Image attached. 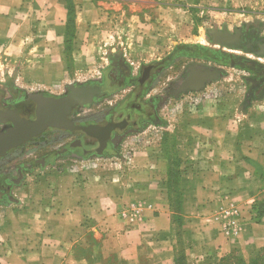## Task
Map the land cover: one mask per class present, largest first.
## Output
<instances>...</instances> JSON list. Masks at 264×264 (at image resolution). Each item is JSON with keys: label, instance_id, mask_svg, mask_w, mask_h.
Listing matches in <instances>:
<instances>
[{"label": "crops", "instance_id": "obj_1", "mask_svg": "<svg viewBox=\"0 0 264 264\" xmlns=\"http://www.w3.org/2000/svg\"><path fill=\"white\" fill-rule=\"evenodd\" d=\"M196 11L253 14L264 0H0V50L12 66L51 63L68 55L72 35L83 40L127 15L145 29L143 41L171 43L170 15ZM154 27L161 32L149 33ZM229 100L214 114L200 106L184 115L160 149L147 146L146 161L135 152L95 166L113 172L71 183L64 206L41 213L40 225L9 226L0 216V264H176V228L189 264L264 248V112L240 113V99Z\"/></svg>", "mask_w": 264, "mask_h": 264}, {"label": "rangeland", "instance_id": "obj_2", "mask_svg": "<svg viewBox=\"0 0 264 264\" xmlns=\"http://www.w3.org/2000/svg\"><path fill=\"white\" fill-rule=\"evenodd\" d=\"M169 19L176 21L175 25L165 27V32L173 38L171 43L143 41L141 37L145 29L127 15L116 17L106 28L99 29L83 40L77 41V36L72 35L68 41V55L53 58L51 63V59H46V63L32 59L27 61L25 67L21 64L12 66V59L0 50V84L12 81L30 91L52 96L63 95L70 87L99 84L103 77L113 82L111 75H114L118 81L115 80L117 85L110 88L112 95L109 100L118 101L132 88L130 86L143 66L155 64L159 71V77L146 91L147 97L155 95L160 101L157 119L143 121L138 127L118 135L114 140L115 149L104 157L93 154L82 159L66 155L46 170L37 169L34 175L29 176V184L12 188L13 197L21 199L23 206L18 207L13 203L8 207L0 206V216L9 226L40 225L41 213L54 209L56 203L64 206L62 201L71 183H77L87 174L95 178L113 172L108 166L106 170L104 166L100 170L94 168L101 163H115L116 156L128 160L135 152L140 162L146 161L147 146L160 149L164 134H171L184 115L197 114L200 106L206 114H214L219 100L227 98L231 103V99L238 98L244 106L240 113L250 106H259L257 110L264 112L260 106L264 100V12L227 15L219 11H196L179 16L170 15ZM157 28L160 27L148 32L160 33ZM225 33L241 36L245 41L252 36L254 41L260 40L262 45L258 46L254 42L253 46H248V43H242L241 46L240 40L237 42L239 47L223 45L218 39ZM146 36L151 38L149 34ZM176 42L189 45L174 48ZM240 61L245 65H237ZM117 65L124 70L121 75L116 70ZM193 68L200 73V77L214 72L219 75L205 82L200 91L190 87L192 78H188V89L179 98L172 96L170 88L180 81L183 74L188 76ZM163 122L164 125H158ZM60 145L58 143L56 149H61ZM9 210L14 211L15 215ZM181 237L176 228L173 238L178 257L184 252ZM258 252L244 259H256ZM181 264L189 263L182 260Z\"/></svg>", "mask_w": 264, "mask_h": 264}, {"label": "flooded vegetation", "instance_id": "obj_3", "mask_svg": "<svg viewBox=\"0 0 264 264\" xmlns=\"http://www.w3.org/2000/svg\"><path fill=\"white\" fill-rule=\"evenodd\" d=\"M231 36L234 47H239V40L241 46L262 45L252 36L246 41L241 36ZM115 67L119 75L124 72L120 65ZM194 68L173 84L172 96L179 98L188 89V78H192L190 87L201 83L200 73ZM158 75L157 65L143 66L132 88L111 102L110 88L118 81L114 75L113 82L103 77L99 84L70 87L59 96L30 91L12 81L0 84V206L11 204L12 188L24 185L37 169L46 170L66 155L85 159L93 154H108L115 149L118 135L143 121L157 119L160 101L155 95L147 97L146 91ZM71 99L73 106L69 109ZM58 143L61 149H56Z\"/></svg>", "mask_w": 264, "mask_h": 264}, {"label": "trees", "instance_id": "obj_4", "mask_svg": "<svg viewBox=\"0 0 264 264\" xmlns=\"http://www.w3.org/2000/svg\"><path fill=\"white\" fill-rule=\"evenodd\" d=\"M179 212V208L176 209ZM177 224H181V217L177 215L175 217ZM179 256V255H178ZM176 258V264H181L182 260L186 261L185 252L182 251L180 257ZM218 264H264V248L260 249L256 259L246 260L238 252L232 251L231 253L224 256Z\"/></svg>", "mask_w": 264, "mask_h": 264}, {"label": "water", "instance_id": "obj_5", "mask_svg": "<svg viewBox=\"0 0 264 264\" xmlns=\"http://www.w3.org/2000/svg\"><path fill=\"white\" fill-rule=\"evenodd\" d=\"M230 37H233V36H228V34H226L225 36H220L218 41L223 44V45H232L235 41H233L232 38ZM219 73L218 72H214V73H206L204 74L203 76H201L200 78V84H198L196 87H194V89L196 91H200L202 89V87L205 86V82L209 81L210 79H213L214 77H218ZM77 96H75L74 99H76ZM72 99L68 102V107L69 109H71V106H73L72 104ZM43 129H41L42 131ZM99 156H103V154L99 153L98 154Z\"/></svg>", "mask_w": 264, "mask_h": 264}, {"label": "built area", "instance_id": "obj_6", "mask_svg": "<svg viewBox=\"0 0 264 264\" xmlns=\"http://www.w3.org/2000/svg\"><path fill=\"white\" fill-rule=\"evenodd\" d=\"M230 213H231V211H225V216H229L230 215ZM232 225H235L234 223H232Z\"/></svg>", "mask_w": 264, "mask_h": 264}, {"label": "bare ground", "instance_id": "obj_7", "mask_svg": "<svg viewBox=\"0 0 264 264\" xmlns=\"http://www.w3.org/2000/svg\"><path fill=\"white\" fill-rule=\"evenodd\" d=\"M217 46V45H216Z\"/></svg>", "mask_w": 264, "mask_h": 264}]
</instances>
